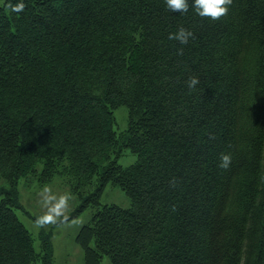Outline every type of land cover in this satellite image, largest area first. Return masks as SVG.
Here are the masks:
<instances>
[{"label": "trees", "instance_id": "trees-1", "mask_svg": "<svg viewBox=\"0 0 264 264\" xmlns=\"http://www.w3.org/2000/svg\"><path fill=\"white\" fill-rule=\"evenodd\" d=\"M188 2L0 0V264H55L19 212L22 183L57 177L69 219L97 208L84 264H264V0L216 20ZM109 186L131 205L101 206Z\"/></svg>", "mask_w": 264, "mask_h": 264}, {"label": "rangeland", "instance_id": "rangeland-1", "mask_svg": "<svg viewBox=\"0 0 264 264\" xmlns=\"http://www.w3.org/2000/svg\"><path fill=\"white\" fill-rule=\"evenodd\" d=\"M117 132L127 129V109L122 107L116 111ZM136 161V156L128 153L121 164L129 166ZM60 177L51 184L39 186L30 182L29 186H20L24 211L19 212L20 219L33 233L36 247L39 248L42 238L48 236L53 247L55 264H84L83 252L76 243L80 229L89 224L96 207L87 209L78 217L69 219L81 205V200L70 193ZM116 204L124 208L131 205L129 197L119 188L109 186L101 199V206ZM59 222V223H57ZM102 264H110L104 258Z\"/></svg>", "mask_w": 264, "mask_h": 264}, {"label": "clouds", "instance_id": "clouds-1", "mask_svg": "<svg viewBox=\"0 0 264 264\" xmlns=\"http://www.w3.org/2000/svg\"><path fill=\"white\" fill-rule=\"evenodd\" d=\"M231 4V0H191V7L194 12L200 17H207L213 20L219 19L228 12V5ZM166 7L173 13L179 12L185 13L189 9L188 0H165ZM19 9H23V4L19 5ZM194 36L190 29L180 27L176 32H170L168 39L176 40L181 45L189 43V38ZM179 52H183V49H179ZM199 84V78L197 76H191L188 78L187 85L189 88H195ZM232 161L231 154L221 153L219 167L227 169L230 167Z\"/></svg>", "mask_w": 264, "mask_h": 264}]
</instances>
